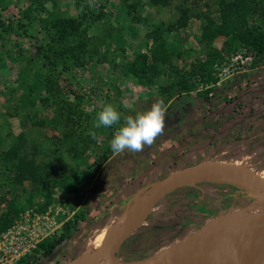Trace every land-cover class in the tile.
<instances>
[{
	"label": "rangeland",
	"instance_id": "1",
	"mask_svg": "<svg viewBox=\"0 0 264 264\" xmlns=\"http://www.w3.org/2000/svg\"><path fill=\"white\" fill-rule=\"evenodd\" d=\"M15 1L0 0V20L5 22L0 28V155L11 145H22V154L38 163L53 159L61 165L58 157L62 154L66 158L58 173L69 170L68 179L76 182L72 177L75 171L82 179L76 190L60 185L61 180L45 186L28 207L43 211L38 210V204L44 201L45 192L51 193L48 205L57 204L58 197L64 204L66 214L60 220L74 219L69 236L33 264H61L93 250L99 244L88 248L90 235L101 232L109 221L113 224L127 202L134 201L132 196L138 198L146 184L186 166L202 161L233 163L264 178V56L255 64L257 68H251L252 50L229 39L222 57L208 68L211 74L200 80L196 71L191 92L181 93L177 81L188 78L194 64L209 58L196 45L199 21L168 33L166 40L174 46L170 49L173 66L157 64L160 71L156 78H136L126 69L140 53L150 54L154 39L148 32L155 26L181 20L182 8L197 14L211 9L216 18V0H193L195 6L192 0H171L165 5L153 0ZM254 1L260 4L259 9L250 12L248 24L264 26V0ZM28 6L30 15L26 16L23 10ZM46 17L57 27H46ZM63 17L79 19L81 26L75 35L53 42ZM79 43L84 44L81 50ZM223 43L220 36L213 46L220 49ZM69 46L75 47L79 60L67 56ZM239 54L251 57L250 62L246 61L245 67L235 62L231 75L218 76L213 64L227 65ZM42 82L50 83V93ZM157 100H163L167 110L165 129L142 152L112 151L110 143L119 124L93 127L96 113L107 103L126 116L147 111ZM124 102L130 108L125 109ZM90 132L96 133L95 139ZM69 147L74 152L68 155ZM5 174L0 167V200L11 196L10 186L1 179ZM205 179L157 199L146 219L113 256L127 261L143 259L226 210L240 211L254 204L260 192L258 184L248 189L231 183L237 188L233 190L223 183L226 181ZM24 185V193L15 190L22 201L34 188L28 180ZM5 210L0 203V214ZM96 264L112 263L105 259Z\"/></svg>",
	"mask_w": 264,
	"mask_h": 264
},
{
	"label": "trees",
	"instance_id": "2",
	"mask_svg": "<svg viewBox=\"0 0 264 264\" xmlns=\"http://www.w3.org/2000/svg\"><path fill=\"white\" fill-rule=\"evenodd\" d=\"M20 0H16L15 3L18 4ZM154 2L159 1L162 5L170 4L171 0H153ZM186 1V0H184ZM200 2V0H198ZM192 0V4L195 6V3ZM216 5L218 12V17L214 18L212 16V10H208V12L203 14H197L196 12L189 11L188 8H182L181 12V20L168 21L166 25L162 23L158 26H155L152 30L148 32V35L152 36L154 39V43L150 48V54L140 53V55L134 60L132 64H127L128 72L136 78H145L146 80H152L157 77L159 74V68L157 64H164V67L173 66L172 63V55L170 52L171 48L174 46L168 40H166L169 36L168 33L171 34L174 30L178 28H184L187 26H191L194 22L202 23L200 29L197 34H195L196 45L199 48V51L208 54L209 58L206 59L203 63L200 61L198 64H194V61L190 63L193 65V69L191 73L188 74V78L184 80H178L177 84H179V91L181 93H189L192 88V74L196 71L197 74L200 75V80H203L205 76L210 75L211 71L208 68L212 65L216 59L221 58L223 55V50L226 45L229 44V39L232 42L239 41L246 45L250 50H252L254 55V61L252 67L255 66L259 59L264 56V26H258L252 24H248V17L251 11H255L259 9V3L254 0H216ZM198 6V5H196ZM178 8L180 6H177ZM8 7H4L6 9ZM30 8L24 11V15L29 16ZM44 10V8H43ZM52 17V15H49ZM201 18V20H200ZM203 18V19H202ZM44 25L46 27L54 26L55 22L51 18H44ZM5 25L4 20H0V28ZM81 26V21L79 19L73 17H63L60 20V24L58 26L59 33L53 37L51 40L54 41H64L68 37L75 35ZM243 29V31H241ZM167 32V33H165ZM165 33V34H164ZM224 37L223 46L218 49L213 46V42L218 37ZM79 50L83 48L84 44L79 43ZM178 51H175V56L178 55ZM66 54L68 57H76L79 60V53L75 51L74 46L66 47ZM148 58L151 59L148 62ZM202 63V64H201ZM195 68V69H194ZM152 78V79H151ZM217 79L214 78L213 81ZM50 82V81H48ZM112 85L115 86V82H111ZM42 87H44L48 92L51 87L50 83L42 82ZM49 89V90H48ZM166 89V88H165ZM208 91V90H206ZM50 93V92H49ZM203 93V92H202ZM26 104V102H25ZM113 133H111V136ZM113 137V136H112ZM23 146H12L3 151L0 155V167L3 168L5 176L2 177V181L7 183L10 186V194L9 198H2L0 203L6 207L5 211H2L0 214V232L5 230L8 226H10L15 218L18 216L19 212L24 209L32 206L33 201L36 199L37 195L42 193V190L45 186H52L55 183H59L60 185L66 184L67 188L72 190L78 189L80 184H82V179L78 176V174L73 171L72 177L75 178L76 182H73L72 179H68V175L70 176L69 170H64L61 173L59 169L61 165L63 167L65 156L59 154L58 161L61 162V165L54 164V160L51 162H42L38 163L34 157H27L23 153ZM67 154L74 152L73 148H66ZM58 175H57V174ZM52 176V178L48 176ZM31 181L34 185V188L29 189V193L26 200L22 201L18 198L17 191L22 190L20 193H24V182ZM233 190L237 188L233 185L227 184ZM17 189V191H15ZM34 196L32 197V195ZM24 195V194H22ZM51 193H44V201L38 204V210H44L45 207L51 202ZM255 204V203H254ZM254 204H249L248 206H243L240 208V211L246 212L248 211ZM229 212L226 210L224 213ZM222 213V214H224ZM80 217H83L82 213L79 214ZM221 215V214H219ZM216 215V216H219ZM74 220V219H73ZM69 220L63 224L62 227L58 229V231L52 236L42 240L35 252L29 256L27 264H33L38 256L41 254H49L55 246L61 242L63 239L68 237L69 235V225L72 223Z\"/></svg>",
	"mask_w": 264,
	"mask_h": 264
},
{
	"label": "water",
	"instance_id": "3",
	"mask_svg": "<svg viewBox=\"0 0 264 264\" xmlns=\"http://www.w3.org/2000/svg\"><path fill=\"white\" fill-rule=\"evenodd\" d=\"M242 168H245V166L219 161H202L173 171L157 181L146 184L144 186L145 191L138 198H136L135 195L132 196L136 202L149 200L147 208L140 218L128 221L123 227L118 238L110 241L107 245L97 246L93 250L88 252L85 251L61 264H96L105 259H108L111 263L116 264H134V261L138 262L139 260L127 261L116 259L113 256V251L118 248L123 241L146 219L152 209L153 203L157 199L177 187L183 185L189 186L197 181L205 179H193L194 175L199 173L221 170L240 172ZM248 170L257 180V184L260 187V192L257 196L258 198L255 204L248 211H230L210 219L193 233L184 236L174 244L158 250L146 258L140 259L141 264H157L165 255L173 252L178 246L200 242L204 236L210 234L213 227L222 225L227 218L231 217L240 219L242 223L238 224L239 240L237 243L229 245L228 242V258L230 264H261L264 257V178L257 173L252 172L250 169ZM190 180H192V182L191 184H188ZM223 183L231 185L229 182ZM133 202H127V206H125L118 217L119 219H123L127 216L129 207Z\"/></svg>",
	"mask_w": 264,
	"mask_h": 264
},
{
	"label": "bare ground",
	"instance_id": "4",
	"mask_svg": "<svg viewBox=\"0 0 264 264\" xmlns=\"http://www.w3.org/2000/svg\"><path fill=\"white\" fill-rule=\"evenodd\" d=\"M203 177L209 181H226L248 189L257 186L256 184L258 183L247 168H242L240 172L227 170L202 172L194 175L193 179ZM192 180L188 184H191ZM148 202L149 200L141 202L134 201L129 207L128 214L125 218H118L113 224L111 223L112 221H109L101 232L91 234L87 247L91 248L97 244L99 246H105L110 241L118 238L128 221L142 216L147 208ZM240 223H242L240 219L233 217L227 218L222 225L213 227L210 234L204 236L200 242L178 246L173 252L165 255L157 264H230L228 258V242L229 245H232L239 240L238 224ZM138 260V262L134 261V264H141V260ZM261 264H264V257Z\"/></svg>",
	"mask_w": 264,
	"mask_h": 264
},
{
	"label": "built area",
	"instance_id": "5",
	"mask_svg": "<svg viewBox=\"0 0 264 264\" xmlns=\"http://www.w3.org/2000/svg\"><path fill=\"white\" fill-rule=\"evenodd\" d=\"M250 59L251 57L243 58L239 54L231 59L232 64L215 62L213 68L218 71V76H227L234 72L235 69L231 70V66H235V62L245 67V62ZM54 203L41 212L36 210L37 206L24 209L10 226L0 232V264H27L29 256L35 252L39 243L52 237L63 226L61 224L64 220H60V216L66 214L64 204L61 203L60 197L57 198V204Z\"/></svg>",
	"mask_w": 264,
	"mask_h": 264
},
{
	"label": "clouds",
	"instance_id": "6",
	"mask_svg": "<svg viewBox=\"0 0 264 264\" xmlns=\"http://www.w3.org/2000/svg\"><path fill=\"white\" fill-rule=\"evenodd\" d=\"M125 109L130 108L127 102L123 103ZM166 107L163 100L155 101L144 112L135 115H123L112 103H107L96 113L93 127L95 129L111 128L119 124L111 140L110 147L115 153H124L125 150L132 153L142 152L145 146H152L157 137L165 129ZM123 120V123L121 121ZM95 139L96 133L90 132Z\"/></svg>",
	"mask_w": 264,
	"mask_h": 264
},
{
	"label": "flooded vegetation",
	"instance_id": "7",
	"mask_svg": "<svg viewBox=\"0 0 264 264\" xmlns=\"http://www.w3.org/2000/svg\"><path fill=\"white\" fill-rule=\"evenodd\" d=\"M210 220V219H209ZM204 223H202V224H200L197 228H195L193 231H191L190 233H188V234H186L185 236H187V235H189V234H191V233H193L196 229H198L199 227H201L202 225H203ZM162 249V248H161ZM161 249H159V250H161ZM158 251V250H157ZM156 252V251H155ZM154 252V253H155ZM153 254V253H152ZM150 256V255H149ZM146 257H148V256H146ZM145 257V258H146Z\"/></svg>",
	"mask_w": 264,
	"mask_h": 264
},
{
	"label": "crops",
	"instance_id": "8",
	"mask_svg": "<svg viewBox=\"0 0 264 264\" xmlns=\"http://www.w3.org/2000/svg\"><path fill=\"white\" fill-rule=\"evenodd\" d=\"M251 68H257V67H256V65H255V66H253V67H251ZM255 73H256V71H255Z\"/></svg>",
	"mask_w": 264,
	"mask_h": 264
}]
</instances>
